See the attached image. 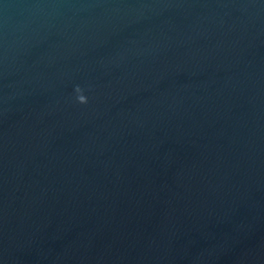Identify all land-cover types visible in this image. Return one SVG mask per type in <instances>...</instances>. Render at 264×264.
<instances>
[{"label":"water","instance_id":"obj_1","mask_svg":"<svg viewBox=\"0 0 264 264\" xmlns=\"http://www.w3.org/2000/svg\"><path fill=\"white\" fill-rule=\"evenodd\" d=\"M0 264H264V0H0Z\"/></svg>","mask_w":264,"mask_h":264},{"label":"clouds","instance_id":"obj_2","mask_svg":"<svg viewBox=\"0 0 264 264\" xmlns=\"http://www.w3.org/2000/svg\"><path fill=\"white\" fill-rule=\"evenodd\" d=\"M76 91L78 93H80V95H78L77 99L79 101V103L85 104L88 102L87 97L85 95L82 94V89H80L79 87L76 89Z\"/></svg>","mask_w":264,"mask_h":264}]
</instances>
